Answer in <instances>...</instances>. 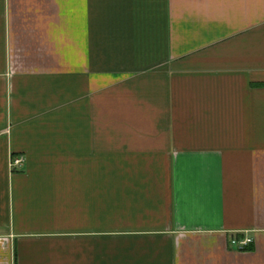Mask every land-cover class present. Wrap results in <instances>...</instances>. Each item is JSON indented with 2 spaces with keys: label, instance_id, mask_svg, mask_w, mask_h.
<instances>
[{
  "label": "crops",
  "instance_id": "crops-1",
  "mask_svg": "<svg viewBox=\"0 0 264 264\" xmlns=\"http://www.w3.org/2000/svg\"><path fill=\"white\" fill-rule=\"evenodd\" d=\"M0 264H264V0H0Z\"/></svg>",
  "mask_w": 264,
  "mask_h": 264
},
{
  "label": "built area",
  "instance_id": "built-area-1",
  "mask_svg": "<svg viewBox=\"0 0 264 264\" xmlns=\"http://www.w3.org/2000/svg\"><path fill=\"white\" fill-rule=\"evenodd\" d=\"M26 164V159L24 156H13L10 161V167L14 170H21ZM233 244L239 245L241 248H246L252 244L253 239L250 237H244L243 239H233Z\"/></svg>",
  "mask_w": 264,
  "mask_h": 264
}]
</instances>
